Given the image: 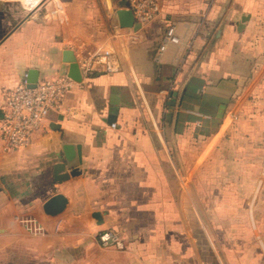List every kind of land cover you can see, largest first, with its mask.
Masks as SVG:
<instances>
[{
  "label": "crops",
  "instance_id": "crops-1",
  "mask_svg": "<svg viewBox=\"0 0 264 264\" xmlns=\"http://www.w3.org/2000/svg\"><path fill=\"white\" fill-rule=\"evenodd\" d=\"M19 1L0 0V117L28 71L69 76L65 50L80 70L113 51L121 71L81 70L28 146L0 139V264H264V112L248 115L264 109V0H157L138 30L123 0ZM169 24L180 44L160 54Z\"/></svg>",
  "mask_w": 264,
  "mask_h": 264
},
{
  "label": "built area",
  "instance_id": "built-area-1",
  "mask_svg": "<svg viewBox=\"0 0 264 264\" xmlns=\"http://www.w3.org/2000/svg\"><path fill=\"white\" fill-rule=\"evenodd\" d=\"M45 0H29L23 4L30 10L41 6ZM131 9L137 22L147 24L161 15V7L157 0H135ZM62 6L55 1L52 17L62 14ZM168 44H180L176 28L169 24L159 48L161 54ZM82 73L86 76L94 74H117L121 71L120 61L113 51L106 50L92 57H86L80 63ZM28 74L14 89L4 94L5 103L0 117V139L4 151L18 150L28 146L33 135L41 130L52 112L61 108L66 95L74 88L75 81L65 75L52 81H39L34 88L28 87ZM116 128L117 125L113 124ZM29 230L41 233L43 229L35 222H24ZM99 242L103 247L124 249L125 245L117 233L104 230L99 233Z\"/></svg>",
  "mask_w": 264,
  "mask_h": 264
},
{
  "label": "water",
  "instance_id": "water-1",
  "mask_svg": "<svg viewBox=\"0 0 264 264\" xmlns=\"http://www.w3.org/2000/svg\"><path fill=\"white\" fill-rule=\"evenodd\" d=\"M120 9L117 12L118 19H119V25L121 28H134L135 30H138L141 28V23L137 22L133 10L130 8V0H123L120 4ZM249 20V17H245L242 19V22L238 24L239 30L243 29L244 24L246 21ZM64 61L66 63L70 64V73L69 77L72 78L76 82H80L82 80V74L79 67V64L77 62V58L75 57V54L72 50H65L64 51ZM28 82L29 88L36 87L37 83L39 82V72L37 70H30L28 71ZM63 167L56 168L55 174H56V180L62 181L64 179L70 178V176L77 175L76 171H73L70 174L66 175H59V172L62 171ZM59 198L54 199L53 201L57 200ZM47 208H49L47 206ZM95 217L101 222V214L97 213Z\"/></svg>",
  "mask_w": 264,
  "mask_h": 264
},
{
  "label": "rangeland",
  "instance_id": "rangeland-1",
  "mask_svg": "<svg viewBox=\"0 0 264 264\" xmlns=\"http://www.w3.org/2000/svg\"><path fill=\"white\" fill-rule=\"evenodd\" d=\"M20 3L22 4V2H20ZM263 112H264L263 107L259 106L255 109H252L248 115H250V116H263ZM250 127L252 128V130H250V132L259 133V135L256 136V142L253 144V146L256 147V146L261 145L262 141H263V123H258V121H257L256 123H251ZM229 175H230V173H229ZM241 179H242V176H241Z\"/></svg>",
  "mask_w": 264,
  "mask_h": 264
},
{
  "label": "bare ground",
  "instance_id": "bare-ground-1",
  "mask_svg": "<svg viewBox=\"0 0 264 264\" xmlns=\"http://www.w3.org/2000/svg\"><path fill=\"white\" fill-rule=\"evenodd\" d=\"M25 3L28 4L29 3V0H25Z\"/></svg>",
  "mask_w": 264,
  "mask_h": 264
}]
</instances>
